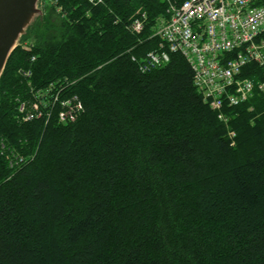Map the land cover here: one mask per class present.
<instances>
[{"label": "trees", "instance_id": "16d2710c", "mask_svg": "<svg viewBox=\"0 0 264 264\" xmlns=\"http://www.w3.org/2000/svg\"><path fill=\"white\" fill-rule=\"evenodd\" d=\"M165 11L164 0H55L28 29L32 48L9 56L0 146L18 158L0 152V264H264V92L216 111L181 55L141 73ZM30 90L51 104L16 123Z\"/></svg>", "mask_w": 264, "mask_h": 264}, {"label": "built area", "instance_id": "2783aa9c", "mask_svg": "<svg viewBox=\"0 0 264 264\" xmlns=\"http://www.w3.org/2000/svg\"><path fill=\"white\" fill-rule=\"evenodd\" d=\"M44 1L39 0L43 9ZM175 4L167 7V16L151 32L159 40V48L140 59L141 73L165 65L172 54L181 55L196 91L216 111L239 105L256 90L264 92V0H182ZM130 28L140 32L143 21L134 20ZM249 65L257 68L262 80L243 72ZM34 94L41 100L32 108L38 112L41 104L40 109L47 112L51 93L38 90ZM19 106L26 112L21 121H29L24 102ZM58 121L64 123L61 112Z\"/></svg>", "mask_w": 264, "mask_h": 264}, {"label": "water", "instance_id": "95a60500", "mask_svg": "<svg viewBox=\"0 0 264 264\" xmlns=\"http://www.w3.org/2000/svg\"><path fill=\"white\" fill-rule=\"evenodd\" d=\"M42 14L39 0H0V77L10 54Z\"/></svg>", "mask_w": 264, "mask_h": 264}, {"label": "rangeland", "instance_id": "374dc122", "mask_svg": "<svg viewBox=\"0 0 264 264\" xmlns=\"http://www.w3.org/2000/svg\"><path fill=\"white\" fill-rule=\"evenodd\" d=\"M88 4H93L90 0H85ZM165 1V3H166V9H167V7H169V5H176L175 3H179V2H181V1H175V0H164ZM103 2H104V0H98V4L100 5V4H103ZM44 5H45V8H44V10L46 9V8H49V7H54V5H55V0H51V1H49V0H45L44 2ZM40 7L42 8V6L40 5ZM167 11V10H166ZM166 11H165V13H166ZM56 14H57V16L58 17H60V18H62V17H64V16H66V14L65 13H63V11L62 10H60L59 8H57L56 9ZM167 14V13H166ZM44 15H45V12L43 11V14H42V18L44 17ZM58 17H56V15H55V19H58ZM160 19H162L161 18V16L156 20V23H155V26H154V28L158 25V23H159V21H160ZM158 21V22H157ZM154 28H152V30H151V32L153 33V29ZM28 32V31H27ZM152 35V34H151ZM152 37L154 38V36L152 35ZM156 38V37H155ZM22 41L20 42V44L17 46V48H22V47H25V48H22V49H24V50H28V49H30V48H32V44H33V37H32V34L30 33V32H28V33H26L25 34V36H23L22 38ZM157 39V38H156ZM22 45V46H21ZM159 47V46H158ZM17 48H15L14 50H13V52L17 49ZM12 52V53H13ZM11 53V54H12ZM10 54V55H11ZM17 73H18V75H19V77L20 76H23V78H25L26 80H28V81H30L32 78H31V76H32V74H33V72L30 70V69H24V67H22V68H19V69H17V71H16ZM50 89H53V87H51ZM31 91V93L32 92H34L33 90H30ZM35 95V94H34ZM253 95H255V93H253ZM34 97V99H33V101H35V102H40V97H36V96H33ZM54 98H59L57 95H55L54 96ZM42 100H45V98L44 99H42ZM49 100V99H48ZM16 101V100H15ZM18 101V100H17ZM21 103H23V101L22 100H20L19 102H18V105L16 104L15 105V113H16V115H15V122L16 123H19V120H21L20 118H21V115L22 116H24V115H26V112L25 111H23L22 109H21V106H19ZM40 106H41V104H39L38 105V112H36L34 109H32V112H31V114H27L28 116H29V118H30V120H32V119H42V117L43 116H45V111H43V109H40ZM33 107V106H32ZM219 111H221V110H219ZM230 113L231 112H228L227 113V117L230 115ZM222 117H224V115H222ZM29 120V121H30ZM0 152L2 153V155H3V157L6 159V160H8L9 162H14L15 160H17V156H18V154H17V152L13 149V148H11L10 146H8L6 143H5V145H1L0 146Z\"/></svg>", "mask_w": 264, "mask_h": 264}]
</instances>
